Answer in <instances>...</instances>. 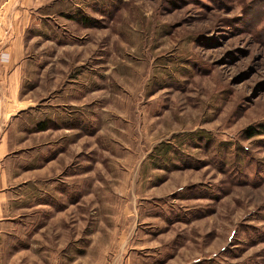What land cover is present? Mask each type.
<instances>
[{
  "label": "rangeland",
  "instance_id": "374dc122",
  "mask_svg": "<svg viewBox=\"0 0 264 264\" xmlns=\"http://www.w3.org/2000/svg\"><path fill=\"white\" fill-rule=\"evenodd\" d=\"M15 23L9 260L264 264V0H0Z\"/></svg>",
  "mask_w": 264,
  "mask_h": 264
},
{
  "label": "crops",
  "instance_id": "0c3cea01",
  "mask_svg": "<svg viewBox=\"0 0 264 264\" xmlns=\"http://www.w3.org/2000/svg\"><path fill=\"white\" fill-rule=\"evenodd\" d=\"M11 31L9 36H0V44H5L6 47L11 45L8 48L11 50L8 61L2 63L3 66L0 65V264H39L36 261H26L22 259L25 256L21 255H13L9 260L5 254V239L8 232L21 231L15 206L17 202L24 203L23 192L20 191L25 184L24 170L21 169L19 172L13 170L15 149L11 128L18 112L27 108L29 102L20 97L23 61L19 50L21 51L23 38L16 23L11 27ZM47 172L48 167L43 173ZM63 259V256L61 259L57 257L54 263L41 264H64Z\"/></svg>",
  "mask_w": 264,
  "mask_h": 264
}]
</instances>
